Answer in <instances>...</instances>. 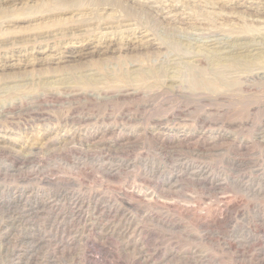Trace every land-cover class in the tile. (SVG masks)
<instances>
[{"label":"rangeland","instance_id":"obj_1","mask_svg":"<svg viewBox=\"0 0 264 264\" xmlns=\"http://www.w3.org/2000/svg\"><path fill=\"white\" fill-rule=\"evenodd\" d=\"M0 264H264V0H0Z\"/></svg>","mask_w":264,"mask_h":264},{"label":"bare ground","instance_id":"obj_2","mask_svg":"<svg viewBox=\"0 0 264 264\" xmlns=\"http://www.w3.org/2000/svg\"><path fill=\"white\" fill-rule=\"evenodd\" d=\"M261 34V33H260ZM259 36V35H258ZM110 37V36H109ZM218 40V39H217ZM212 41V42H211ZM211 41H210V43L213 45V44H219V42L218 41H216V40H212L211 39ZM242 43V42H241ZM238 44V43H237ZM246 44V43H245ZM240 45V44H239ZM217 46V45H216ZM244 46V45H243ZM240 48H241V46H240ZM125 202V201H124Z\"/></svg>","mask_w":264,"mask_h":264}]
</instances>
